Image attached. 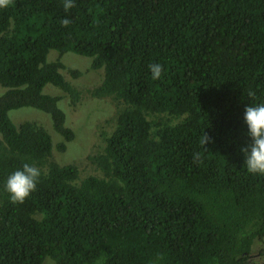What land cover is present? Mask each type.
<instances>
[{"label":"trees","instance_id":"16d2710c","mask_svg":"<svg viewBox=\"0 0 264 264\" xmlns=\"http://www.w3.org/2000/svg\"><path fill=\"white\" fill-rule=\"evenodd\" d=\"M63 2L0 9V264H248L264 241V175L247 172L241 151L251 143L244 109L264 102V0ZM67 52L103 69L89 92L116 106L90 156L101 175L53 158L75 131L62 97L44 89L72 106L82 96L63 74H80ZM22 107L48 113L61 140L36 121L14 123ZM26 162L41 178L14 204L3 184Z\"/></svg>","mask_w":264,"mask_h":264},{"label":"rangeland","instance_id":"374dc122","mask_svg":"<svg viewBox=\"0 0 264 264\" xmlns=\"http://www.w3.org/2000/svg\"><path fill=\"white\" fill-rule=\"evenodd\" d=\"M58 57L57 51L51 50L48 59L53 61ZM61 59L67 67L80 71V74L75 77L68 70H63V74L82 91V96L77 105L72 106L69 98L60 88L48 84L44 89V92L48 94L62 97L59 106L66 113V125L75 131V138L68 143L67 149L65 151L55 149L53 158L60 164H76L82 178L89 175H101L100 170L90 160V156L103 151L104 136L110 134L116 124V106L111 98H96L89 91L102 81L104 71L93 69L90 57L74 52L65 53ZM5 90L6 88L0 85V96ZM10 117L16 124L31 120L43 125L51 133L54 144L62 138L54 130L51 116L39 109L34 107L14 109L10 111ZM44 264L56 263L48 257ZM248 264H264V241H257L254 244Z\"/></svg>","mask_w":264,"mask_h":264},{"label":"clouds","instance_id":"9594fccd","mask_svg":"<svg viewBox=\"0 0 264 264\" xmlns=\"http://www.w3.org/2000/svg\"><path fill=\"white\" fill-rule=\"evenodd\" d=\"M12 0H0V9L8 8ZM74 0H64L63 7L67 11L73 7ZM61 23L67 26L70 21L63 18ZM150 74L153 80H159L164 71L160 63L149 64ZM251 95V93L249 94ZM243 120L247 126V135L251 143L242 148L245 154L244 167L253 175H264V102L252 103L244 109ZM208 137L204 136L203 144ZM199 152L194 153L193 160H200ZM41 178V170L34 164L24 163L20 168L9 173L6 177L3 189L8 193L12 203H24L27 198L36 191Z\"/></svg>","mask_w":264,"mask_h":264}]
</instances>
